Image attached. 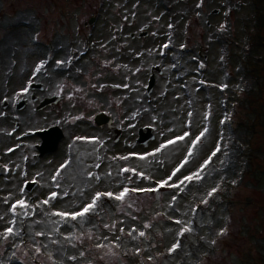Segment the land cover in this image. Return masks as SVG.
<instances>
[{
	"label": "rangeland",
	"instance_id": "1",
	"mask_svg": "<svg viewBox=\"0 0 264 264\" xmlns=\"http://www.w3.org/2000/svg\"><path fill=\"white\" fill-rule=\"evenodd\" d=\"M89 1L0 0V103L6 80L21 82L26 70L40 65L36 78L45 93L57 89L64 95L55 122L64 125V137L53 157L54 168L49 172L51 159H42L39 187L24 199L31 205L51 192L69 195L25 217L21 229L27 241L37 231L45 235L36 236L34 248L25 246L24 261L33 260L32 251L38 264H264V0H122L115 12L112 4H105L99 23L109 44L103 47L93 43L95 38L79 41L71 24H81ZM131 17L139 24L148 22L152 34L157 33L139 45L133 61L128 59L132 46L117 40L114 31L115 23L134 28L129 27ZM83 40L90 41L86 48ZM142 47L146 54L140 53ZM115 48L120 49L117 55ZM84 50L86 56L77 58ZM151 65H159L161 74H155L147 95ZM107 82L120 88L103 87ZM100 111L113 117L112 128L93 123ZM81 112L84 117L77 119ZM50 118L48 110L42 112V125ZM13 123L2 117L0 108V143L18 141L14 135L22 128L13 130ZM146 125L154 139L144 147L136 138L138 128ZM205 127V136L177 173L183 178L195 172L219 145L202 179L180 188L158 185L184 160L190 145L186 138L154 156L147 154L185 131L194 138ZM8 131L14 139L6 136ZM141 155L146 158L139 159ZM124 156L129 159H114ZM65 164L57 188L49 174ZM122 168H134L150 179L131 172L117 175ZM123 187L158 191H130L123 201L103 198L82 227L76 221L48 223L46 211H78L95 192L119 193ZM214 187L218 190L208 197ZM8 195L0 190V216L18 199L12 195L5 204ZM9 214L0 219V233L10 226ZM53 227L59 231H50ZM185 227L190 231L184 232ZM221 229L226 230L223 235ZM5 250L0 247L1 263L10 261Z\"/></svg>",
	"mask_w": 264,
	"mask_h": 264
},
{
	"label": "flooded vegetation",
	"instance_id": "2",
	"mask_svg": "<svg viewBox=\"0 0 264 264\" xmlns=\"http://www.w3.org/2000/svg\"><path fill=\"white\" fill-rule=\"evenodd\" d=\"M122 2V0L121 2L120 0H90L88 3L90 7L87 10L86 15H84L85 18L81 22V24H78L79 26L77 27L76 23H71L72 26H74V28H72L76 31V36H81V39L79 37H77V39L80 41L84 39V36H86L87 38H95L97 39V41L100 42L93 41V43H96V45L102 47L105 43H108V38H106L100 31L99 20L101 19V14H104L105 4H112V9L117 8L116 10H113V12H115L120 9ZM136 2H134V4ZM141 2L142 0H139V3ZM124 11L127 12V9H125ZM72 16L73 12L70 11L69 18H72ZM114 25V31L116 30V39L122 40V42H125L127 46H132L129 50L128 59H132V61L135 60L133 58H137V49L139 45L144 46L145 40L152 34L150 24L148 22L139 24V21H136L134 17H131L129 21V27L134 28L128 29V25L121 26L119 23H115ZM68 34L69 33H67V35ZM152 36L157 37V33H153ZM83 41L86 44L84 45L86 48V46L90 44V41ZM52 44H54L53 39ZM125 46V44H122V48H125ZM132 49L133 53H131ZM139 51L142 55L146 54V48L142 47V49H139ZM72 52L76 54V50H73ZM119 52L120 49L115 48L113 50V53L115 55H117V53L119 54ZM86 53L87 51L84 50L82 55L80 54V56L77 58L81 59L85 57ZM112 60L113 59L110 57L109 62H112ZM36 69L26 70V77L21 82H13L12 80H10V78L6 80L5 84H8V86L5 88L6 90L4 93V97L2 98V102L0 103L2 117L7 120V122H10V120L14 121L13 130L16 129L17 131H19L20 128H22L21 132H18V134L14 135L19 137L16 143L10 144L8 141H3L2 143H0V149L2 152L0 156V190H6L8 194L11 193L12 195L17 194L18 199L22 198L19 190L21 189V187H24L25 184H27V186L25 188L23 198L26 197V192H30L32 189L39 187L38 184L41 180V161L43 158L46 159L49 157L51 159L49 160V172H51L52 168H54L53 157L57 151L58 146L55 150L42 154L40 150L42 138L39 132L56 126L59 127L63 133L62 128L64 127L61 121L55 123L57 121V116L60 113L58 108V102L64 99V95L62 93H58L57 89H54V93L51 91V94H46L44 84L36 78L39 74ZM149 71L150 73L148 75V79L150 77H153L155 83V74H161V69L159 65L149 66ZM7 73L9 74V72ZM13 85H15L16 87H14ZM103 87H109L110 89L120 88L119 85L108 82L104 84ZM24 89H27V91H22ZM150 93H147L146 89V94L150 95ZM47 110L51 114V118L49 120V124L43 126L42 112H46ZM97 115L102 116L98 120L103 119V121H101V124L103 126H109L110 128H112L115 125V121L111 115L107 114L104 111H100L93 116V123L96 126L97 123L95 121V117ZM83 117L84 112H81L76 118L81 119ZM69 124L70 123L67 122L66 125ZM6 136L9 138L14 137L10 131L7 132ZM9 149H12V151H9ZM4 165L8 166L7 170L4 169ZM51 177V174H49L50 181ZM2 195L6 196L7 194L3 192ZM17 211L19 212L21 210L18 208ZM9 216L11 219V213L9 214ZM21 221H23V223H21ZM24 221L25 217H18L16 222L17 228H23ZM34 234L35 233H33L32 235L33 239H29L28 241L27 237L25 236L24 229H21L20 236L16 238L9 237L7 240H5L1 236L0 247L6 249L5 252L7 254V260L10 261L5 263L0 262V264H17L16 261H18L20 264H27L26 253L24 255H21V253L24 251L26 245H32L30 246V248L35 247L37 242L35 239L36 236ZM15 239L17 240L14 241ZM29 254L33 255V260L28 261V264H38L39 258L36 257L34 252L31 251ZM24 259L26 260L24 261Z\"/></svg>",
	"mask_w": 264,
	"mask_h": 264
},
{
	"label": "snow or ice",
	"instance_id": "3",
	"mask_svg": "<svg viewBox=\"0 0 264 264\" xmlns=\"http://www.w3.org/2000/svg\"><path fill=\"white\" fill-rule=\"evenodd\" d=\"M168 45H164V47L166 48ZM60 63V62H58ZM43 65H40L37 67L36 71L39 72L40 68ZM226 86V85H225ZM22 91H27V89H24ZM135 115V114H134ZM192 115L191 112L188 113V116L190 117ZM207 118V117H205ZM227 119V117H226ZM224 121H222L223 123ZM207 132V128L205 127L200 133L199 135H196L194 138H192V134L190 132L185 131L182 135L176 136L173 139H169L166 141V143L160 145L159 148L155 149L153 153L147 154V155H155V153L160 152L162 149L167 148L169 145H174L180 141H185L186 138L188 140V143L190 145L189 151L187 152L184 160L172 171V173L169 175V177L167 178V180H163V181H157V184L160 186H165L167 185L168 187L171 188H180V186L184 185L186 182L191 183L194 180H200L202 179V173L204 172V170L207 168V166L210 164L211 162V157L215 156L216 153L218 151H220L219 145L217 146V148L211 153V156L206 159L203 164L200 165V167L193 173H190L189 175L183 176V178L177 177V173L181 171V168H183L188 162L189 159L192 157L193 155V151L192 149L196 147V145L202 140V138L205 136ZM79 139V138H78ZM9 151H12V149H9ZM146 157L144 155L139 156V159H145ZM114 159H124L127 160L129 159L128 156H124V157H116ZM67 165H61L60 169H57L55 173L52 174V181L53 184L55 185V187L60 188L61 185L59 183V176L61 174V171L66 167ZM5 170L8 169L7 165L3 166ZM96 167H99V165H96ZM133 173L135 176H139V177H143L146 179H150L149 177H146L144 175V173L142 172H137L136 169L134 168H122L120 169V171L117 173V175H120V173ZM39 175V174H38ZM93 173L89 172L88 176L89 177H93ZM108 176H112V173L109 172L107 174ZM172 177H177L176 182H173L171 184H169V181L172 180ZM96 180H100V177L97 175L94 177ZM129 180L132 179V177H128ZM35 182V181H33ZM27 184H25L24 187H21V189L19 190L21 193V197L20 199L15 200V202L11 203L10 208L7 209V211L4 213V216H7L9 213H11V219H9L7 222L12 225L7 227L3 233H0V235H2V237L7 240L9 237H19L21 234V230L19 228H16V222H17V218L18 217H28L30 215L35 214V209L41 207L42 205H48L50 204L51 201L58 199L60 196H64L67 197L69 195L68 192H63V193H57V192H51L49 197L43 201H41L39 204H29L26 199L23 198V194L25 191ZM218 189L217 188H212V190L210 192H208L207 196L211 197L213 195V193H215ZM130 191H158V189H129L128 187H123V189L119 192V193H113L112 191H105V192H95L92 197L90 202L84 204L82 206V208H80V210L78 211H74V212H68V211H46L45 215L48 217V223L52 224V225H59L61 223L63 224H71L72 222L76 221L79 223V225L82 227L84 220L86 217L90 216L91 214L95 213L96 210L98 209V207L100 206V202L102 201L103 198H114L117 201H123L124 198L126 197V195L130 192ZM71 195L76 196L77 193H71ZM84 195V191L83 189L79 190V196H83ZM11 196L12 194L9 193V195L7 197H4L3 202L5 204H8L11 200ZM176 199V196H173V200ZM202 203H207V199L203 200ZM20 209L21 211H17V209ZM32 209V211L30 212L29 209ZM4 216H0V219H4ZM52 217H60V220H52ZM21 223H23V221H21ZM176 223H181V221H176ZM105 227H108V225H105ZM145 227H148V225H145ZM50 231L52 232H58L59 228L58 227H53L50 229ZM120 231H123V229H120ZM132 231H135V229H133ZM184 232L190 231L189 228L185 227L183 229ZM226 230L225 229H221L220 231V235H223L224 232ZM132 233L129 232V235H131ZM182 234V233H181ZM35 236H41V235H45V233L43 231H37L34 234ZM140 236H144L145 233L143 231L139 232ZM105 239H107V237H105ZM52 243H59V241H52ZM213 243H215V241H213ZM179 246V244H173V246L169 249V252H173L176 250V248ZM97 247H103V245H97ZM36 253H40L41 249L40 247H36L35 248ZM81 255H83V253H81ZM49 259H52L51 255H49ZM70 259H75V257H70ZM53 264H56V262L54 261Z\"/></svg>",
	"mask_w": 264,
	"mask_h": 264
},
{
	"label": "water",
	"instance_id": "4",
	"mask_svg": "<svg viewBox=\"0 0 264 264\" xmlns=\"http://www.w3.org/2000/svg\"><path fill=\"white\" fill-rule=\"evenodd\" d=\"M153 85H154V78L151 77L148 82L147 93H150L152 91ZM101 117L102 116L97 115L95 117V121L96 122L103 121V119L98 121V119ZM39 134L41 135V138H42L41 148H40L42 154L45 152H51L55 150L58 146L59 140L63 136L61 129L56 126L45 129L39 132ZM153 139H154V134L150 126L146 125V126L138 128L137 138H136L137 143L146 147L148 143Z\"/></svg>",
	"mask_w": 264,
	"mask_h": 264
},
{
	"label": "bare ground",
	"instance_id": "5",
	"mask_svg": "<svg viewBox=\"0 0 264 264\" xmlns=\"http://www.w3.org/2000/svg\"><path fill=\"white\" fill-rule=\"evenodd\" d=\"M150 78H151V77H150ZM150 78H149V79H150ZM149 79H148V82H149ZM147 86H148V83H147ZM146 89H147V87H146ZM98 121H100V120H98ZM96 123H98L97 125L101 126V122H96ZM62 134H63V133H62ZM62 138H63V136H62ZM62 138H61V139H62ZM61 139L59 140V142L61 141ZM59 142H58V143H59Z\"/></svg>",
	"mask_w": 264,
	"mask_h": 264
}]
</instances>
